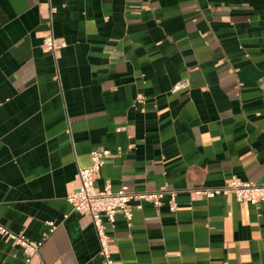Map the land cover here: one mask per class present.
Returning <instances> with one entry per match:
<instances>
[{"label": "crops", "instance_id": "1", "mask_svg": "<svg viewBox=\"0 0 264 264\" xmlns=\"http://www.w3.org/2000/svg\"><path fill=\"white\" fill-rule=\"evenodd\" d=\"M95 148L98 187L178 192L108 226L121 264H264V204L197 192L264 184V0H0V224L43 240L0 264H103L67 200Z\"/></svg>", "mask_w": 264, "mask_h": 264}, {"label": "built area", "instance_id": "2", "mask_svg": "<svg viewBox=\"0 0 264 264\" xmlns=\"http://www.w3.org/2000/svg\"><path fill=\"white\" fill-rule=\"evenodd\" d=\"M68 42L54 35L52 32L45 36L43 47L52 52L67 47ZM190 80L183 79L177 82L173 90L188 88ZM122 130L126 126L121 127ZM113 153L108 148H95L91 150V164L87 167H80L78 173L79 185L67 195V200L73 209L79 214L89 215L96 228L100 241V255L103 264H121L113 255L112 240L108 233V226H114L119 213L131 224L133 210L135 207H142L144 202H151L159 207L163 204L162 198L168 196V203L171 211H176L178 192L175 189L162 187L155 191H135L127 186H122L114 190L110 183L104 187L96 185V179L105 163L113 157ZM197 192L206 198H213L217 195L233 194L237 200L250 202L258 205L264 204V184L245 181L237 176H232L230 180L222 186H203ZM51 231L56 228L54 221H48ZM0 233L11 238L16 245L23 248L26 261L31 262L35 256L40 254L43 240H33L23 233H16L0 224Z\"/></svg>", "mask_w": 264, "mask_h": 264}]
</instances>
